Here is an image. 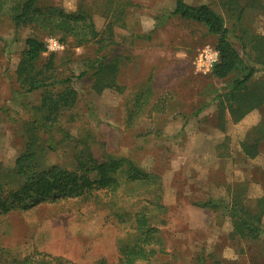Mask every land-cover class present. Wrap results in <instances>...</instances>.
Masks as SVG:
<instances>
[{"label":"rangeland","instance_id":"rangeland-1","mask_svg":"<svg viewBox=\"0 0 264 264\" xmlns=\"http://www.w3.org/2000/svg\"><path fill=\"white\" fill-rule=\"evenodd\" d=\"M230 1L237 4L186 0L194 6L209 4L232 31L235 48L244 58H256V38L264 37V0ZM39 3L45 11L84 13L107 43L112 36L109 49L120 54L118 84L122 87L98 94L90 76L78 78L87 69L84 61L98 55L94 44L78 47L66 38L52 70L45 68L49 56L44 54L36 69L44 68L43 77L51 79L50 84L73 78L78 101L51 124L54 151L44 130L35 128L39 138L31 151L40 169H73L78 148L87 143L96 157L125 158L157 176L166 214L155 212L154 222L164 246L146 264H199L200 259L205 264H264V237L241 238L226 209L238 201L249 207L264 197V140L255 157L245 147L253 144V132L264 128V105L234 122L228 105L217 100L229 82L213 78L212 71L201 72L197 65L205 48L218 51L217 38L204 26L176 18L157 29L155 19L174 11L175 0ZM6 10H0V176L13 177L16 160L27 152L34 136L28 132L34 122L28 107L39 106L46 92L29 93L17 81L26 40L35 36L60 41L63 37L36 27L16 29ZM254 82L264 88L263 69ZM138 94H147L148 104L131 119ZM130 195L126 189L115 198L103 194L99 199L70 198L0 214V264H18L35 253L52 256L59 264L100 260L117 264L118 241L125 229L114 215L120 209L134 210ZM211 200L219 202L217 209L197 206Z\"/></svg>","mask_w":264,"mask_h":264},{"label":"trees","instance_id":"trees-1","mask_svg":"<svg viewBox=\"0 0 264 264\" xmlns=\"http://www.w3.org/2000/svg\"><path fill=\"white\" fill-rule=\"evenodd\" d=\"M228 1L227 5L237 4V2ZM39 2L40 0H0V10L7 8L6 13L10 15L16 29L36 27L50 36H62L60 42H64L66 38H72L78 47L96 45L97 57L94 60L84 61L87 69L78 78L90 76L93 89L98 94L106 90H121L122 87L118 84L120 54H115L112 49H109L113 45L112 36L111 41L107 43L92 18L84 13L66 14L58 9L45 11ZM242 15L243 12L240 13L239 18ZM174 18L204 26L209 35L217 38L215 48L220 58L211 75L215 79L226 80L230 84L224 93L217 96V100L220 99L228 105L234 122H239L251 111L263 107L264 88L255 83L254 79L260 69L264 70V37L256 38L258 43L255 48L258 54L256 58L251 55L244 58L233 44V39L236 38L232 35V31L209 4L194 6L188 4L186 0H175L174 11L155 19L156 28L163 27L167 21ZM242 41L243 39L241 44ZM241 46L246 52L247 45L243 43ZM45 53L46 41L35 36L29 37L17 67V81L27 92L33 93L40 89L46 92L39 106L28 107L34 115V122L31 123L32 127L28 128V132L34 136L31 137L32 142L29 143L27 152L16 160L14 176H0V214L32 210L47 202L70 198L99 199L101 194L115 198L118 193L123 195L127 189L131 191L129 199L134 210L115 211V218L125 229L124 237L118 241L117 264L150 263L163 252L164 246L161 230L154 222L155 212H158L157 215L161 212L166 214V207L162 202V182L157 176L125 158H114L108 154L104 157H96L91 147L85 142L78 148L73 169L59 166L40 169L36 162V155L31 151L39 138L35 128L37 131L44 130L43 134L48 137V146L54 151L56 146L51 124L58 121L61 113L72 109L78 101V92L73 85L71 86L74 82L73 78L53 81L50 84L51 79L43 77L44 68L36 69ZM48 56L49 61L45 68L47 66L49 70H52L55 54ZM58 86H62L63 90L60 91ZM147 104V94H138L129 118L138 117ZM253 134V144H246L245 147L246 152L255 157L260 142L264 140V128L255 130ZM136 187L145 190L141 192L136 190ZM217 203L219 202L211 200L198 203L197 206L217 209ZM226 209L233 220L235 233L241 238L258 240L264 237V197L249 207L238 201L232 206H227ZM42 256L35 253L18 264H59L52 256H43L46 258ZM205 261L200 259L199 264H205ZM97 264H106V261L100 260Z\"/></svg>","mask_w":264,"mask_h":264},{"label":"built area","instance_id":"built-area-1","mask_svg":"<svg viewBox=\"0 0 264 264\" xmlns=\"http://www.w3.org/2000/svg\"><path fill=\"white\" fill-rule=\"evenodd\" d=\"M64 50L63 44L57 39H50L46 42V55L57 54ZM219 52L209 47L205 48L198 58L197 65L200 71L207 73L213 70L219 62Z\"/></svg>","mask_w":264,"mask_h":264}]
</instances>
